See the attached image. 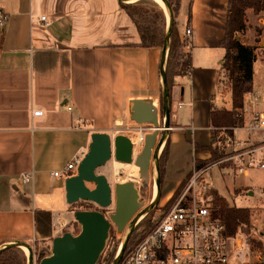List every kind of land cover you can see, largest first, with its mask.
<instances>
[{"label": "crops", "instance_id": "0c3cea01", "mask_svg": "<svg viewBox=\"0 0 264 264\" xmlns=\"http://www.w3.org/2000/svg\"><path fill=\"white\" fill-rule=\"evenodd\" d=\"M120 3L0 0L8 15L0 32V250L25 243L34 247V256L37 246L49 252L75 213L66 201L65 179L54 172L63 171L75 154H86L94 133L118 136L115 125L131 117L133 100L160 102L163 48L140 46ZM40 15L50 18L49 27L37 21ZM228 16L229 0L181 1L176 20L180 35L193 31L185 49L192 68L175 78L167 140L170 157L177 146L189 145L193 166L175 182L174 193L196 160L211 157L204 149L213 144L211 109H232L221 47ZM257 65L253 91L261 99L254 109L261 112L264 65ZM38 110L43 116H34ZM27 172L33 181L23 184Z\"/></svg>", "mask_w": 264, "mask_h": 264}, {"label": "built area", "instance_id": "2783aa9c", "mask_svg": "<svg viewBox=\"0 0 264 264\" xmlns=\"http://www.w3.org/2000/svg\"><path fill=\"white\" fill-rule=\"evenodd\" d=\"M36 19L44 27L51 25L47 15L37 16ZM7 22L8 15L0 10V32ZM192 35L190 28L180 35L184 52L191 46ZM260 99L261 96L254 91L246 95L245 107L248 109H244L245 122L233 129L234 132L246 131L247 138L231 136L226 128H209L213 134V151L219 157L200 169L194 166L185 192L144 237L131 249H126L118 264H264V212H251L250 229L254 235L239 232L235 236H227L225 225L213 216L211 206L203 198L192 195L197 191L205 195L209 193L210 186L203 176L213 167L228 164L237 175H248L252 170L264 171V111L254 109ZM43 113L38 110L34 116H43ZM227 147L230 150L224 153ZM84 156L85 153L75 154L63 171L53 175L60 179L75 175L74 170ZM33 175V172L22 174L23 184L31 183ZM148 215L138 219L135 230ZM116 241L119 246L114 261L120 256L125 233L116 231Z\"/></svg>", "mask_w": 264, "mask_h": 264}, {"label": "water", "instance_id": "95a60500", "mask_svg": "<svg viewBox=\"0 0 264 264\" xmlns=\"http://www.w3.org/2000/svg\"><path fill=\"white\" fill-rule=\"evenodd\" d=\"M140 0H120L134 3ZM168 16V28L163 46L161 78L163 84L162 106L154 99H136L132 101L131 120L146 126L152 131L145 136L142 152L134 158L131 139L124 135L112 138L106 133H94L88 152L78 165L75 175L65 179L66 201L70 206L79 202H91L100 209L114 205V213L107 217L102 211H77L74 218L81 225L78 235L65 232L54 238L51 254L39 262L34 258L33 248L25 243H15L7 247L25 246L29 250L28 264H98L110 236L111 229L125 233V241L120 256L113 264H118L125 253L138 219L151 212L161 198L160 148L167 141L171 130V94L167 81L166 58L174 25V14L168 0H163ZM143 129V130H145ZM163 151V150H162ZM123 164H135L140 168L141 177H146L151 166L156 167V186L158 196L145 207L140 193L133 181L111 186L106 175L98 174L111 160Z\"/></svg>", "mask_w": 264, "mask_h": 264}, {"label": "trees", "instance_id": "16d2710c", "mask_svg": "<svg viewBox=\"0 0 264 264\" xmlns=\"http://www.w3.org/2000/svg\"><path fill=\"white\" fill-rule=\"evenodd\" d=\"M181 1L168 0L175 19L166 58L167 81L170 94L175 87V78L187 75L192 68L191 56L183 50L176 20L181 9ZM120 5L137 28L141 39L140 46L147 49L163 48L168 28V18L165 10L160 5L153 0H140L134 3L121 2ZM248 10L264 12V0H229V16L221 47L225 49L222 68L225 74H229L231 81L232 109L213 108L210 111L212 126L226 128L228 134L231 136H234L233 129L239 128L244 124L245 97L254 90L256 48L243 44L236 36L246 30V12ZM190 19L191 5L189 12ZM169 146L170 142L167 140L160 157L161 188L166 174V165L170 157ZM204 149L210 151L212 157L207 160H196V169L202 168L208 162L214 161L219 157L211 147ZM191 174L192 171L180 186L185 183ZM212 196V214L225 225L227 236H235L239 232L250 234V209L231 206L226 198L220 196L216 191H213ZM153 215L154 212L152 210L148 218L134 231L128 243L127 251L144 237L154 226L155 222L162 217L155 218ZM113 231L114 236L110 238L108 247L98 264H111L116 256L119 244L116 241L115 230ZM110 244L114 246V250L108 254ZM18 252L19 250L16 247H7L0 250V264H26V257L20 256ZM46 256H48V252L41 250L38 253L39 261Z\"/></svg>", "mask_w": 264, "mask_h": 264}, {"label": "rangeland", "instance_id": "374dc122", "mask_svg": "<svg viewBox=\"0 0 264 264\" xmlns=\"http://www.w3.org/2000/svg\"><path fill=\"white\" fill-rule=\"evenodd\" d=\"M166 13V11H165ZM167 16V14H166ZM168 18V16H167ZM264 12H256L253 10H248L246 12V30L242 33L237 34L238 40L247 46H253L256 48V62L259 65H264ZM258 68V67H257ZM226 87L231 90V81L229 79V74L226 73ZM253 92V91H252ZM162 94L163 88L161 91L160 102L158 103L159 107L162 106ZM232 95V93H231ZM229 93L227 100V107H231L229 101ZM244 105L246 106L245 102ZM244 106V109H245ZM244 114L245 111H244ZM246 118V116H245ZM120 122L115 125V131H118L119 135H124L131 138L134 142V157L138 156L144 147L145 136L151 134L152 131L146 130V126L137 124L135 121L131 120L128 115L126 120H119ZM145 129L140 133H134L136 129ZM257 134H254L256 136ZM237 136L240 139L247 138V133L244 130H239ZM144 137V142L142 144V138ZM190 146L185 144L182 146H177L174 149L173 154L169 157L168 163L166 165V174L164 177V183L161 188V198L157 206L153 209V217L157 218L166 214L178 200V198L185 192L188 179L182 186H178L176 193H174V184L176 181L185 177V175L192 169L193 166V154L191 155ZM214 147V146H213ZM214 150V148H213ZM230 150L229 147L225 148L224 153ZM212 157V155H211ZM210 157V158H211ZM212 162V161H211ZM211 162H208L205 166L210 165ZM117 162L113 159L105 167L99 169V174L106 175L109 179V182L112 187L120 183V176H116ZM154 166V162H153ZM153 166L146 177H141L135 183L140 193V200L145 203V207L149 206L154 198V187L156 185V178L154 176ZM77 172V168L74 170ZM118 177V178H117ZM190 177V176H189ZM205 180L210 186V191L208 194H201L200 191L192 193V195L198 199H204L207 204L212 208V199L213 191H216L220 196L225 197L228 203L231 206L235 207H245L249 208L253 213L264 212V171L252 170L248 175H237L228 164H223L217 167L211 168L205 177ZM129 182V180H128ZM180 189L178 190V188ZM173 196L168 200L170 195ZM73 212L77 211H102L107 217L114 213V205L108 209H100L98 205L91 202H79L72 205ZM150 213V212H149ZM145 218H148L146 216ZM114 228L111 229L110 236L106 245V249L109 244V240L114 236ZM81 231V225L73 219L71 224H68L66 228L63 229L62 234L65 232H71L74 235H78ZM61 234V235H62ZM124 234V233H123ZM251 235H254L250 231ZM116 237V230H115ZM121 238H124V235H121ZM19 250V255L26 257V264H28L29 255L21 248L17 247ZM52 246L48 252V255L51 254ZM105 249V251H106ZM44 250L43 247L37 246V256H34L35 260L39 262L38 253ZM114 250V246L110 244L108 248V254ZM34 251V247H33ZM104 251V252H105ZM103 252V254H104ZM102 254V256H103ZM101 256V258H102ZM101 258L99 262L101 261ZM98 262V263H99ZM114 263V260L111 264ZM109 264V263H106Z\"/></svg>", "mask_w": 264, "mask_h": 264}, {"label": "bare ground", "instance_id": "6f19581e", "mask_svg": "<svg viewBox=\"0 0 264 264\" xmlns=\"http://www.w3.org/2000/svg\"><path fill=\"white\" fill-rule=\"evenodd\" d=\"M153 1L156 2L157 4H159L165 11H167V7H166L163 0H153ZM134 131L135 132L143 131V129L139 128V129H136ZM131 141H132L133 147H134V142L132 139H131ZM143 142H144V137L142 138V144H143ZM163 146H164V144H163ZM163 146L160 148L159 153L162 152V150L164 148ZM136 157L137 156H135L134 158H136ZM117 163L118 164H117V169H116V173H117L116 176L118 175L121 177L120 183L128 182V180L133 181V182H136L137 180H139L140 168L138 166H136L135 164H123L120 162H117ZM153 171H154V176L156 178L157 177V171H156L155 166H153ZM157 196H158V188L155 185V187H154V198H156ZM19 247H21L28 255L30 254L28 248H26L25 246H19Z\"/></svg>", "mask_w": 264, "mask_h": 264}]
</instances>
